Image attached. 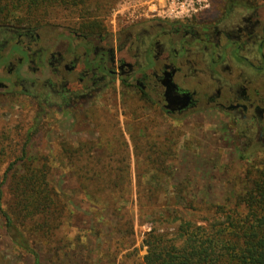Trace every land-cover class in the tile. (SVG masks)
Masks as SVG:
<instances>
[{
	"label": "rangeland",
	"instance_id": "1",
	"mask_svg": "<svg viewBox=\"0 0 264 264\" xmlns=\"http://www.w3.org/2000/svg\"><path fill=\"white\" fill-rule=\"evenodd\" d=\"M167 1L0 0V27L31 29L44 40L64 31L84 35L85 26L100 23L105 36L115 37L138 24L178 23L138 18ZM229 1L201 0L202 10L194 18L217 19ZM252 2L264 6V0ZM28 140L25 164L40 170L47 161L48 184L62 211V218L54 215L51 226L47 224L54 228L52 234L48 229L38 231L39 217L28 218L22 226L15 212L13 176H25L24 164L2 184ZM263 160L264 144L248 143L219 117L170 118L121 87H116L113 97H101L78 114L43 113L37 100L21 95L2 99L0 186L3 208L13 213L18 230L8 231L0 213V264H34L24 244L38 254L41 264H145L144 242L152 230L173 234L177 226L158 223L160 214L161 220L170 211L205 226L211 215L190 207H233L244 191L248 167ZM95 174L107 181H90ZM149 190H158L154 207L138 196Z\"/></svg>",
	"mask_w": 264,
	"mask_h": 264
},
{
	"label": "flooded vegetation",
	"instance_id": "2",
	"mask_svg": "<svg viewBox=\"0 0 264 264\" xmlns=\"http://www.w3.org/2000/svg\"><path fill=\"white\" fill-rule=\"evenodd\" d=\"M116 87L159 114H213L264 144V6L230 0L217 19L138 24L115 37L64 31L43 40L0 27V101L21 95L43 113L78 114Z\"/></svg>",
	"mask_w": 264,
	"mask_h": 264
},
{
	"label": "trees",
	"instance_id": "3",
	"mask_svg": "<svg viewBox=\"0 0 264 264\" xmlns=\"http://www.w3.org/2000/svg\"><path fill=\"white\" fill-rule=\"evenodd\" d=\"M84 29L86 32L83 33L84 35H104L105 31L100 23H92ZM28 146L29 140L23 146L22 157L9 165L2 184H6L11 179L12 173L17 170L19 164H24L26 170L28 169L25 176H13L15 212L19 215L21 223L23 222L22 226L28 218L39 217L42 221L36 224L38 231L48 229L52 234L55 230L47 224L51 226L50 221L54 215L62 218L59 214L61 210L58 196L48 184L46 160H43L40 170L25 164ZM243 160L246 161L247 158L243 156ZM89 180L106 182L107 178L95 174ZM243 183L244 191L236 196L233 207L215 205L200 210L190 207L192 211H202L211 215V218L205 219V226L198 225L194 220L184 219L174 212H164L163 214H167L168 217L165 220L159 219L162 215L160 214L158 223L177 224V226L173 234L152 230L144 242L148 249L145 264H264V160L258 163L254 161L248 167ZM129 184L131 194L132 181ZM1 188L2 186H0V213L5 220L6 228L10 232L13 229L18 230L13 213L3 208L4 194ZM139 195L140 202L141 198H147L153 207L158 204V190H149L146 196L141 195L140 191ZM169 236L173 238L169 239ZM16 243L19 244L17 241ZM22 248L32 254L34 264H41L36 252L26 244Z\"/></svg>",
	"mask_w": 264,
	"mask_h": 264
},
{
	"label": "built area",
	"instance_id": "4",
	"mask_svg": "<svg viewBox=\"0 0 264 264\" xmlns=\"http://www.w3.org/2000/svg\"><path fill=\"white\" fill-rule=\"evenodd\" d=\"M149 12L139 13L138 18L159 19L169 22H187L196 17L202 10L201 0H169L155 4Z\"/></svg>",
	"mask_w": 264,
	"mask_h": 264
}]
</instances>
